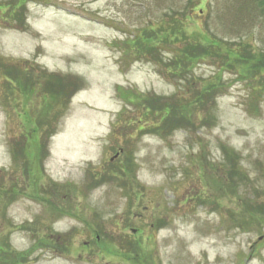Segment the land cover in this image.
<instances>
[{
	"label": "rangeland",
	"instance_id": "obj_1",
	"mask_svg": "<svg viewBox=\"0 0 264 264\" xmlns=\"http://www.w3.org/2000/svg\"><path fill=\"white\" fill-rule=\"evenodd\" d=\"M236 54L264 0H0V264H264V70Z\"/></svg>",
	"mask_w": 264,
	"mask_h": 264
},
{
	"label": "trees",
	"instance_id": "obj_2",
	"mask_svg": "<svg viewBox=\"0 0 264 264\" xmlns=\"http://www.w3.org/2000/svg\"><path fill=\"white\" fill-rule=\"evenodd\" d=\"M189 3H190V0H189ZM172 22L174 23V24H178V25H180V22H176L175 20H172ZM172 29H174V30H171L170 29V31H166V35H168V34H174L172 37H174V38H177V41H180L179 42V45H182L183 47L182 48H177L176 47V49L177 50H175V52H174V54H173V56H172V59H175V58H178V59H180L181 61L182 60H192V59H194V58H202V56L203 55H207L206 53H202V52H200V50L197 48V47H195L191 42L193 41V40H191V38H188V36H187V34L186 33H184L185 31H183L182 32V29H180V30H178V28H176L175 26H172ZM151 31V30H150ZM177 35L178 36H180V38L179 37H177ZM139 38V37H138ZM136 39H137V37H136ZM149 40H151V38H148ZM173 39H168L167 37H166V41H172ZM162 41H164V40H162ZM162 43V42H161ZM161 43H159V45L161 44ZM148 45V47L150 48V53H153V52H156L157 50H159V46H151V44H147ZM166 45H167V42H166ZM169 45V44H168ZM171 46H173V45H171ZM167 47V46H166ZM175 47V46H174ZM195 52H196V54H195ZM195 54V55H194ZM213 52H211V54H208V56L210 57V59L209 60H213L212 62H216V61H214V59H213ZM216 55H218V54H216ZM238 57H240V58H242V59H244L245 61L247 60V58L248 59H250L252 62H253V64H254V67H256V68H258V69H263L264 70V54H261V56L259 57V58H256L255 57V54H250V56L248 57L247 55H243V56H240L239 54H236ZM171 59V60H172ZM203 59V58H202ZM217 59H219V60H222L223 58L221 57V56H219ZM211 62V63H212ZM222 62V61H221ZM223 63V62H222ZM176 64H178L177 62H176ZM179 65V64H178ZM242 65H244V64H240V65H238V66H242ZM234 69L235 68H232L231 67V72H233L234 74H236L237 73V71L235 70L234 71ZM240 75H242L243 77H245V72H242V71H240ZM63 88H65V86L63 87ZM163 102V101H162ZM165 102H167V104L165 103ZM165 104H166V106L165 105H161V108H163V110H161V112L163 113L162 115H161V119H160V121L159 122H164V121H166V118L168 117V116H170V114L169 113H171L172 115L174 114V112H175V109H177V107L175 106V104H173V102H171L170 100H165ZM170 102V103H169ZM159 103H161V102H158V104ZM162 104V103H161ZM167 108V109H166ZM158 112H160V111H158ZM36 125H37V127L40 129L41 127H42V125L41 124H38V123H35ZM49 137H51V135L49 136ZM37 152L38 153H41V142L39 141V143H38V150H37ZM234 173H235V168H234V171H233ZM130 240V239H129ZM128 244L130 245V243H129V241H128Z\"/></svg>",
	"mask_w": 264,
	"mask_h": 264
}]
</instances>
